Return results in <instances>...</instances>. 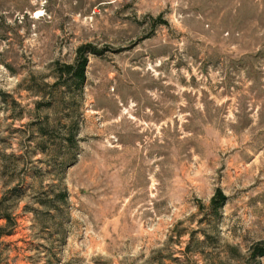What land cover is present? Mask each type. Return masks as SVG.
<instances>
[{"label":"rangeland","instance_id":"374dc122","mask_svg":"<svg viewBox=\"0 0 264 264\" xmlns=\"http://www.w3.org/2000/svg\"><path fill=\"white\" fill-rule=\"evenodd\" d=\"M262 250L264 0H0V264Z\"/></svg>","mask_w":264,"mask_h":264},{"label":"trees","instance_id":"16d2710c","mask_svg":"<svg viewBox=\"0 0 264 264\" xmlns=\"http://www.w3.org/2000/svg\"><path fill=\"white\" fill-rule=\"evenodd\" d=\"M85 46H79L77 48V57L74 63L65 64V74L68 76L71 81L76 82L79 87H82V84L85 80V65L87 63V56L84 53ZM227 199L226 193L221 188H218L215 194L212 196V204L214 207L218 208L222 206ZM261 254H264V250L261 251Z\"/></svg>","mask_w":264,"mask_h":264}]
</instances>
